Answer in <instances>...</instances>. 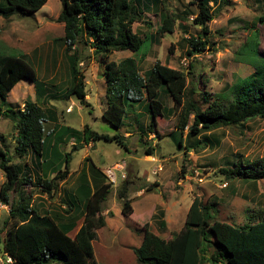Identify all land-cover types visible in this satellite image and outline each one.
I'll use <instances>...</instances> for the list:
<instances>
[{"label":"trees","instance_id":"16d2710c","mask_svg":"<svg viewBox=\"0 0 264 264\" xmlns=\"http://www.w3.org/2000/svg\"><path fill=\"white\" fill-rule=\"evenodd\" d=\"M0 5V17L9 20L17 10L25 13L40 11L50 0H3ZM62 12L58 22L64 24L65 35L59 40L64 47L65 58L68 63V87L62 93L44 94L39 91L45 83L38 79V73L27 61L25 56H13L0 51V119L9 120L15 127V154L19 158L32 154L36 159L37 168H42L46 179L38 178L36 186L45 189V194L52 196L59 187V182H65L70 176V160L72 154L79 150L81 142L115 143L126 152L131 153L129 146L122 135H106L85 126L82 131L68 128L75 144L65 160V171H52L55 176L48 179V165L54 164L51 160H43L46 151V132L44 124L58 114L52 108H47L37 99L44 97L47 101L63 99L69 101L76 98L81 105L87 103L85 75L80 64L79 45L84 44L92 49L98 59L100 67L104 68L102 77L105 81L106 108L103 119L114 129L120 130L125 126V120L130 115L128 106L135 108V104L148 103L147 113L151 116V123L147 128L138 119V130L141 140L154 135L162 140L158 129V119L165 118L166 114L180 115L179 125L169 134L174 144L189 151L199 146L206 148L219 147V141H211L206 133L219 128L239 127L252 119L264 121V52L260 51L257 59L251 66L254 72L245 78H237L234 83L226 86L221 93H199L198 87H189L188 75L184 71L155 63L153 68L141 74L140 64L146 60L141 55L144 42L159 43L166 34H173L175 27L187 33L188 21L191 17L192 25L200 28L196 36L183 38L186 44L185 58L193 59L213 49L217 43L211 40L210 24L214 21L213 7L215 5H229L230 0H191L186 9L179 13L160 10L161 25L156 34L145 36L142 39L133 29L134 24L144 23L145 15L161 5V0H60ZM264 23V19H260ZM253 29L255 27L253 26ZM256 33V38H257ZM246 48L250 46L246 43ZM132 52L136 57H128L120 63L109 61L112 54L118 52ZM244 52H241L242 56ZM169 55H173L172 47ZM28 81L36 88L35 102L27 101L23 107L6 106L11 91L21 81ZM164 90L172 100V107L167 108L159 99V91ZM200 94L206 103L205 108L199 107L197 95ZM59 95V96H58ZM61 95V96H60ZM138 116V115H137ZM188 128L187 134L185 131ZM194 139V145L189 147L187 140ZM6 137L0 133V170L5 182L0 188V202L9 206V217L5 221V237L0 241L2 251L6 257H11L13 264H98L95 258L94 241L97 231L106 227V218L103 215V205L113 188L111 183L100 187L91 185V175L99 173L93 161L87 157L88 171L83 167L79 173L77 187L65 195L64 213H42L27 203L24 196V187L33 186L31 174L20 175L21 170L31 172L30 163L13 164L12 158L5 144ZM156 151L148 147L145 152L153 156ZM232 167L220 169L221 174L228 180L257 183L264 180V157L262 159L241 160L232 163ZM21 176V177H20ZM130 181L121 183L118 190V199L122 202V215L130 218L133 214L132 200L129 199ZM157 184L147 188L146 192H153ZM10 193L18 196L17 203H11ZM28 200V199H27ZM83 206V211L80 210ZM216 203H203L196 198L192 202L185 220L183 229L174 234L171 239H163L149 230L148 225L143 227V240L133 252L138 264H203L205 253L213 249L210 256L211 264H264V209L244 225H234L221 222L214 216ZM74 212V213H73ZM72 213L74 216L72 217ZM83 215V223L74 237L70 234L76 229L78 219L75 214ZM108 215L113 217V213ZM164 212L154 218L165 229L166 223L162 220ZM3 230H0V236Z\"/></svg>","mask_w":264,"mask_h":264},{"label":"rangeland","instance_id":"374dc122","mask_svg":"<svg viewBox=\"0 0 264 264\" xmlns=\"http://www.w3.org/2000/svg\"><path fill=\"white\" fill-rule=\"evenodd\" d=\"M190 1L161 0L158 8L144 16L152 26L136 23L133 26L134 31L145 40V36L154 35L158 31L161 25V9L179 13L187 8ZM0 5L4 6L5 2L0 0ZM61 12V1L50 0L36 13L23 14L17 10L9 20L0 17V51L8 55L27 57V61L38 73V79L45 82L44 87L39 89L44 96L62 93L69 84L65 49L59 42L65 35L64 24L58 22ZM213 15L214 21L210 24L211 40L217 43L213 49L193 59L185 58L187 47L182 41L183 38L196 36L200 31V28L192 25L194 17H191L185 21L188 34H184L176 26L175 32L164 35L159 43L152 44L148 37L141 51V55L147 56L146 60L140 64L142 76L159 61L163 65L187 73L189 87L197 85L199 93L203 96L205 91L221 93L237 78L250 76L254 72L251 66L253 59L258 58V51L264 52V23L260 21L264 19V0H230L229 5L222 3L215 5ZM248 39L250 46L246 48ZM170 47H172L173 55H169ZM78 51L79 57L82 58L80 67L85 75L87 104L81 105L76 98H71L69 101L60 98L51 100V105L48 106L58 114L57 122L60 130L67 131L68 128H73L81 131L85 126H89L100 134L110 136L119 134L126 137L125 141L131 153L115 143L104 141L96 142V148L93 150L79 148L72 154L70 160L69 171L70 174L73 173L72 176L66 183L59 182L58 190L53 192L52 196H48L44 193L43 187L35 184L39 177L46 179L42 169L37 168L35 161L30 160L28 156L19 158L15 154L14 124L9 120L0 119V133L7 139L6 150L10 153L13 164L22 162L23 166L24 162L30 163L31 172H25L26 169L24 172L31 174L33 186L23 188L24 196L28 199L25 201L44 214L64 213L67 209L63 203L65 195L76 189L78 175L82 168L88 169V163L84 158L87 154L101 170L125 161L127 180L131 183L129 198L137 199L135 201L136 215L131 224L125 225L123 218L118 216L113 220L111 227L107 226L98 231V239L94 242L95 258L98 264H137L135 255L127 246H139L143 238V227L148 225L153 233L160 235L163 239H171L174 234L183 229L188 210L196 198L206 204L216 203L214 217L221 222L234 225L248 223L251 216H256L264 209V180L257 183L230 181L220 172L222 168L232 167V163L244 159L253 161L264 157L263 120L252 119L246 121L243 126L215 129L206 135L211 141H219V147L199 146L186 151L176 146L169 137V134L176 130L180 120L178 112L169 113L165 118L158 119V129L164 135L162 140L153 135L141 140L139 126L135 120L139 117L144 129L150 125L151 116L147 113L148 103L144 101L135 104L137 105L135 108L132 105L128 106L130 115L124 122L125 126L120 130L114 129L102 117V112L106 108L104 96L106 86L102 77L104 68L100 67L92 49L83 43L79 45ZM241 52H244L242 56ZM132 56H134L132 52H118L112 54L109 61L120 63L123 59ZM134 57L138 60L141 58L139 55ZM50 63H53L51 71ZM46 67H48L47 70ZM52 77L50 84L48 82ZM18 93L16 91V95ZM200 94L197 95L196 100L198 99L200 108H205L206 103ZM12 97H15L14 94ZM159 99L167 108L172 107L171 97L164 90L159 91ZM13 102L15 101L9 97L6 106L9 107ZM22 102V98L16 101V103ZM68 108H72V112L67 113ZM187 132L188 128L185 133ZM128 134L131 135L128 136ZM64 138L65 135H62L61 140L58 141L57 156L52 160L54 164L48 165L50 170L48 179L55 176L51 173L52 171H65V164H62L61 160H65V155L71 152L73 146L70 143H62ZM186 144L192 147L194 139L187 140ZM148 147L156 149L153 156L146 154L145 150ZM152 158L156 161H152ZM158 167L162 170L157 171ZM4 182L5 178L0 170V188ZM154 184L157 186L153 188V193L146 192L147 188ZM120 185L111 189L103 205V212L107 217H110L109 212L117 214L119 210L121 211L122 202L117 195ZM140 195L142 197L138 198ZM18 199L17 195L10 193L11 203H17ZM9 209V206L0 202V230H3L0 236L1 242L5 237L3 227L8 220ZM80 210L83 211V206ZM153 211L156 215H159L160 211H165L167 230L162 231L157 220L151 217ZM75 215L78 216V221L81 220L79 221L81 224L83 215L81 213ZM136 223H141L143 227ZM74 235L71 233L72 237ZM212 253L213 249H208L205 253L206 261L203 264H211L209 259ZM0 259H6L2 244H0Z\"/></svg>","mask_w":264,"mask_h":264},{"label":"crops","instance_id":"0c3cea01","mask_svg":"<svg viewBox=\"0 0 264 264\" xmlns=\"http://www.w3.org/2000/svg\"><path fill=\"white\" fill-rule=\"evenodd\" d=\"M126 59V58H125ZM124 60V59H123ZM53 63H50L49 64V67H50V71H51V65H52ZM48 69V67H46V70ZM52 80H53V77L51 78V80H49V82L48 83H50L51 84V82H52ZM45 83V82H44ZM16 91H18L19 93H18V95H16ZM13 94H14V96L15 97H12L13 96ZM41 94H44L43 92L41 93ZM32 96V97H31ZM105 96V95H104ZM9 97H11L12 98V100L13 101H15V102H13V103H11L10 105H15V106H20V107H23L24 106V104L27 102V101H31V102H35L36 101V99H37V93H36V88H35V86L32 84V83H30V82H28V81H25V80H23V81H21L20 83H18L16 86H15V88L11 91V93L9 94ZM9 97H8V99H9ZM23 99V102L22 103H16V101H18L19 99H21V98ZM44 97H46V96H44ZM44 97H42V99H37L38 101H40V103L41 104H45L46 106H47V108H52V107H50V106H48V105H51L50 104V101H47ZM7 99V100H8ZM102 114H103V112H102ZM3 120H5V119H3ZM58 119L57 120H55L54 118H50V120L49 121H47L45 124H44V128H45V132H46V136H47V138H46V144H47V146H46V151H45V154H44V157L41 159V161H43V160H46V159H48V160H53L56 156H57V148H58V141H60L61 140V137H62V135L64 136L65 135V138L61 141L62 143H65V144H68V143H70V145L71 146H74V144H75V139L72 137V135H71V133L67 130V131H64V129H61L60 130V128H59V124H58ZM11 122V121H10ZM13 124V123H12ZM80 131V130H79ZM82 131V130H81ZM129 135H131V134H128V136ZM154 136V135H153ZM125 137V136H124ZM126 138V137H125ZM128 138V137H127ZM14 143H15V141H14ZM79 147L80 148H82V149H86V150H93V149H95L96 148V144H95V142H89L88 144L87 143H84V141L83 142H81V145H79ZM87 157H89L91 160H92V158H91V156L90 155H86L84 158H87ZM28 158L30 159V160H32V161H35V162H37L36 161V159L33 157V155L32 154H29L28 155ZM94 163V162H93ZM121 163H125V161H120V162H118V163H116L115 165H113L112 167H114V166H116V165H118V164H121ZM95 164V163H94ZM24 165V164H23ZM96 165V164H95ZM84 166V165H83ZM23 166H22V162H20V169L22 168ZM97 167V166H96ZM111 167V168H112ZM30 168H31V166H30ZM98 168V167H97ZM41 169H43V167L41 168ZM99 169V168H98ZM108 169H110V168H107V169H105V170H101L100 169V172H101V174L102 175H100L99 173H93L92 175H91V185H93L94 187H100L101 185H103V184H106V183H110L109 182V180H108V178H107V176H106V174H105V172L108 170ZM87 171H88V169H87ZM25 172H27L28 173V171L26 170ZM24 172V169L22 168V170H21V174L20 175H22V176H24L25 177V175H26V173ZM72 174L73 173H71L70 174V176H69V178L72 176ZM119 175V174H118ZM78 177H79V175H78ZM68 181V179L65 181V183ZM121 184V183H120ZM119 184V185H120ZM62 186V185H61ZM113 188H114V186H113ZM130 193V192H129ZM153 193V192H152ZM128 197H129V195H128ZM140 197H142V195H140L138 198H140ZM129 199H131V198H129ZM132 200V209H133V214L131 215V217L130 218H124L123 217V215H122V211H118L117 212V214H114L113 213V217H107L106 215H105V213L103 214L104 216H105V218H106V227L108 226V227H111L113 224V220L114 219H116V217H118V216H120V218H123V220H124V223H125V225H127V224H131V222L133 221V219H134V216L136 215V205H135V201L137 200H135V197L134 198H132L131 199ZM82 207L80 206V209H81ZM121 210H122V207H121ZM164 212V217L162 218V220L163 221H165V223H166V228L165 229H163L160 225H159V227H160V229L162 230V231H165V230H167V227H168V224H167V221H166V219H165V211H163ZM155 213H154V211H153V213H151V217L152 218H154V216L156 215H154ZM111 219V220H110ZM150 219V218H149ZM79 221H81V220H79ZM79 221L77 222V227H76V229L72 232V233H74V234H76L75 232H77L78 230H79V228H80V226L82 225V223L81 224H79ZM145 221H147V220H145ZM144 221V222H145ZM144 222H142V224L144 223ZM134 224V223H133ZM136 224H138V223H136ZM141 223L140 224H138V225H141L142 227H143V225H142ZM146 224V223H145ZM99 231V230H98ZM98 231H97V235H98ZM71 235V234H70ZM131 236V235H130ZM143 236H144V233H143ZM142 236V237H143ZM97 239H98V237H97ZM96 239V240H97ZM95 240V241H96ZM142 240H143V238H141V242H142ZM94 241V242H95ZM141 242H140V244H141ZM140 244H139V246H140ZM139 246H127V248H130L131 249V251L133 252V249L134 248H137V247H139ZM133 254H134V252H133ZM5 255V254H4ZM1 260V259H0ZM138 264V263H137Z\"/></svg>","mask_w":264,"mask_h":264},{"label":"built area","instance_id":"2783aa9c","mask_svg":"<svg viewBox=\"0 0 264 264\" xmlns=\"http://www.w3.org/2000/svg\"><path fill=\"white\" fill-rule=\"evenodd\" d=\"M72 112V108H68L67 113ZM152 161H156V159L152 158ZM162 168L158 167L157 171H161ZM156 173V171H154ZM109 182L114 185V187L118 186L121 182L127 180V172H126V164L121 163L118 164L105 172ZM119 174V175H118ZM1 264H13L14 261L11 257H6V259L0 260Z\"/></svg>","mask_w":264,"mask_h":264}]
</instances>
